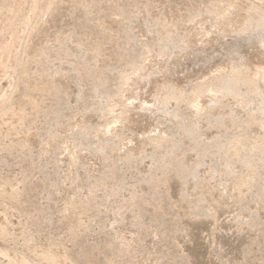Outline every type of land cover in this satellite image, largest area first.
<instances>
[{
	"label": "rangeland",
	"instance_id": "rangeland-1",
	"mask_svg": "<svg viewBox=\"0 0 264 264\" xmlns=\"http://www.w3.org/2000/svg\"><path fill=\"white\" fill-rule=\"evenodd\" d=\"M216 1L61 0L49 9L38 0L35 14L29 3L19 7L28 27L18 26L14 41L0 33V45L14 42L0 68L6 70L0 72V220L10 230L0 231V250L6 249L0 264H49L43 251L57 244L60 264H264V154L244 151L238 157L230 144L200 159L193 139L179 129L160 148L147 142L140 157L121 159L127 146L165 123L161 114L128 108L123 143L109 138L98 151L88 146L99 139L94 130L111 126L113 116L123 120L120 99L114 114L107 107L115 105L121 76L137 64L150 71L137 90L149 99L166 79L187 89L188 82L242 56L257 61L256 41L232 33L223 39L213 33L185 53L178 46L185 39L175 38L173 45L166 40V29L197 21ZM5 6L0 0V19ZM111 12L119 17L107 29L102 23L108 24ZM253 33L261 37L258 28ZM164 48L171 53L162 59ZM19 58L26 62L24 74L16 69ZM251 90L239 87L244 95ZM135 93L127 89L124 95ZM234 100L226 97L192 121L199 147L222 134H261L264 93L253 94L251 107L257 108L249 107L248 126L247 113ZM18 116L17 124L7 125ZM70 122L77 123L72 130ZM27 134L30 145L18 143ZM62 141L68 142L66 151ZM243 156L250 165L241 162Z\"/></svg>",
	"mask_w": 264,
	"mask_h": 264
},
{
	"label": "bare ground",
	"instance_id": "bare-ground-1",
	"mask_svg": "<svg viewBox=\"0 0 264 264\" xmlns=\"http://www.w3.org/2000/svg\"><path fill=\"white\" fill-rule=\"evenodd\" d=\"M3 1L5 2L6 6L5 8H3L4 10L2 9L3 12L0 19V33L6 32L9 35V37H11V39L14 41V39H17L19 36L17 35L18 26L25 28L28 27L29 25L28 20H26L25 18L24 19L19 18L18 16L19 15L18 12L20 11L19 7L25 2L29 3V10L32 12V14H35L36 11L35 5L38 0H3ZM43 1H47L46 2L47 8L49 7L52 8V6L54 5L56 6V4H58V2H60L61 0H43ZM246 2L248 1L217 0L211 8H209L208 10L206 9V11L202 15L198 16L199 19L197 21L194 20L191 21L193 22V25L189 21L192 26L190 25V23L189 24L187 23L189 26H191V29H186L187 27L183 28L184 26L183 24H185L184 22L182 23L183 26L181 25L180 29L179 28L177 30L166 29L165 38L172 45H173L172 40H174L175 38L180 37L181 40L185 39L184 43L181 42L178 45L180 48L179 50L184 52L187 50V48H190L192 44L195 45L197 43H202V44L207 43L209 41L208 39H206L207 36L213 33L217 34L218 39L219 38L223 39V37H226V34L232 33L246 40L253 39L254 41H256L255 44L257 45V47L256 46L255 47L258 49L257 51H259L256 62H248V60L245 59L244 56H242L243 58H239V60L236 63L230 62L227 65L224 66L221 65L222 67L219 66L217 69L211 71L212 73H210L208 76L206 74L203 77L194 80L193 82H188L189 84H187L188 85L187 89L184 88L185 86L182 87L179 86L178 84H172L171 81L166 79L165 81L155 85V91L150 96L149 99H147V97L142 98L141 96H143V93L140 91L138 92L137 90H139L138 84H140L141 81L146 80L148 76L150 77V71L147 70L146 69L147 67H145L143 64H137L132 69L130 74L127 73L126 75L121 76L122 88L117 95L115 105H113L111 102L113 106L108 105L107 107V111L110 114H114L115 108H117V104H116L117 100L120 99L119 100L120 104L117 110L120 114V117L123 118V120H121L120 122L116 118V116L112 115L113 120L111 122V126L109 124L105 125L102 128L104 130L103 132L102 129L94 130V133H100L99 139L98 141L89 143L88 146L93 150L98 151L100 150L102 145L108 141L109 138L112 139L113 141H115L114 139H117L118 142H121L122 139L124 138L123 136L125 135V134L123 135L124 132L122 131L123 128L125 129L124 123H126L127 121V117L125 119V116L128 115L127 113L129 112V110L136 109L140 112L143 113L145 112V114L147 112L150 114V116L156 115L157 113L161 114L164 117L165 123L164 124L159 123L160 126L162 125L161 127L155 126L156 127L155 129L151 128L152 130L148 132L147 135H144L146 134L144 133L142 136H140L141 138L139 137L140 140L137 141V143L135 142L134 145L132 144L133 146L131 145L130 142V140L132 139L131 138L129 140V144L131 146L129 145L130 147H128L126 145L127 146L126 149L125 150L122 149L124 151L120 155H118L117 154L118 151L115 150V152L113 153L114 156L115 154H117L118 157L121 159L127 160V159H133L137 156L140 157L143 144L147 142H154L160 148L162 143H164L167 139L170 138V140H172L171 137L174 136L173 134L178 132L179 129H183L184 131H186L188 136L193 139V142H195V144L192 146L193 147L192 151L194 152V154H196L195 156L200 159L206 153L207 154L210 153L213 148H217V147L221 148L222 145L225 147L226 145H230V144L235 145V149H233L232 147L231 148L232 150L235 151V154L238 157L244 151H248V153L255 151V153L257 152L264 154V121L263 120L257 125L258 130H260L261 132V134H259L258 136H254L253 138L251 137V139L248 138L249 136L229 138V136H227L226 134H222L216 136L213 140L210 139L211 141L209 142H205L204 143L205 145L203 147H199L200 145L196 141L195 127L191 130L189 129V127L192 124V121L196 119L193 122V124H196V121L199 120L203 115L205 114L207 115V113L210 111L211 106L214 105L215 107V104L221 103V101L226 97L227 98L231 97L233 100L235 99L236 101L235 100L234 101L237 102L238 105L237 107H239L240 110L242 109L243 111H245V113H247V116L249 117V119H247V126H248L250 124V118L253 117L250 114V110H254L255 108H257L255 107L252 109L251 107V105L253 104V94L260 95L264 93V0H251L249 3ZM136 15L138 16V13ZM136 15L133 16L132 18H136ZM118 17H119L118 13L111 12L107 17L108 20L106 22L108 24L102 23V25L105 28L110 29L112 22L117 20ZM198 17H196V19ZM187 24H185V26ZM257 28L261 32V37L259 39H257L253 33V31ZM132 30L134 31V29ZM11 43L14 42H10V43L4 42L0 45V68H2L5 65V59H6L5 57L6 56L8 57L11 46L12 47L14 46ZM176 48L178 49V47ZM11 49L13 50V48ZM168 50L169 48L162 49L159 52L158 57L164 59V57L167 56L168 52H170ZM149 53L150 52L148 50L147 55ZM9 55L12 56V54ZM22 57H24V55ZM16 58H18V56ZM150 58L146 57L145 60L149 59L148 61H150L151 59H154V58L151 59ZM9 59L7 58V60ZM8 62L6 63L8 64ZM14 62L16 63V69L20 70L22 74H24L26 72L25 69L26 62H23L22 58H19ZM148 63H150L149 65H151V62ZM153 66H151V68ZM1 70H5V69H1ZM245 84L249 85L250 87L252 86L251 92L253 94H250V96L244 95L239 91V87ZM51 85L56 87V84L53 81L51 82ZM127 89H129L131 92L136 91L137 93H135V96L126 97L127 95L125 96L124 94ZM172 100L174 101L173 103H175V105L174 107L169 109L167 106L169 104V101ZM121 103L123 105H121ZM180 103L182 104V106H180ZM259 104L261 106V108L259 107L260 110L263 111L264 113V100H262V102H260ZM249 107H251V109ZM127 108H128L127 110L128 112L126 111ZM20 120L21 117L18 116L8 121L7 125L13 126L17 124ZM251 121H253V119ZM76 125H77L76 122L66 123V126L71 130L74 129ZM163 125L166 126L163 127ZM173 141L175 143V140ZM21 142L24 143L25 146H29L30 145L29 135L27 134L26 136H24L22 139L19 140L18 143ZM121 143L119 144L121 145ZM166 143L168 142L166 141ZM59 144L65 146L64 151L68 149V142L62 141ZM248 153L245 154L247 155ZM166 156L169 158V162L171 164L176 162L171 152H167ZM118 157L115 156V158ZM247 158L245 157L242 158L241 162L243 164L250 165L249 158L248 159ZM199 163H201V160ZM261 164L264 165V157L261 159ZM228 165L229 163L227 162L226 166ZM159 166L160 164L158 163L155 169L159 168ZM177 170L178 173H181L182 175L185 174L184 168L181 167L180 165L177 166ZM0 231L4 235L9 234L10 232L8 227L3 224L2 220H0ZM61 248H62L61 244H57L54 247H47L43 251V255H42L43 259L46 260L49 264H60L62 259L60 252ZM5 254H6V249L4 251L0 250V255H3L5 257ZM24 260L21 259L19 261L12 260V263L27 264V262H25Z\"/></svg>",
	"mask_w": 264,
	"mask_h": 264
}]
</instances>
